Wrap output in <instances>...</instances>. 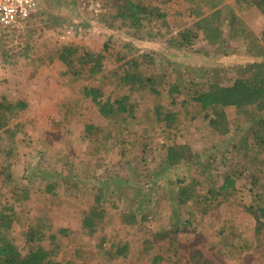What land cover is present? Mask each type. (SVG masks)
Returning a JSON list of instances; mask_svg holds the SVG:
<instances>
[{
    "label": "rangeland",
    "instance_id": "rangeland-1",
    "mask_svg": "<svg viewBox=\"0 0 264 264\" xmlns=\"http://www.w3.org/2000/svg\"><path fill=\"white\" fill-rule=\"evenodd\" d=\"M152 1L160 10L170 9L171 16L147 27L149 37L114 26V0H104L106 11L102 15L70 0H40L35 15L23 26L13 30L0 27V98L16 92L25 79H36V149H27L22 143L28 133L26 125L15 142L0 134V208L14 203L13 189L29 190L27 202L15 205L18 221L12 237L24 248L29 228L58 234L60 248L53 260L61 264H152V257L158 254L163 256L162 264H191L197 250L204 252L209 264H264V229L257 241L255 217L245 208L257 203L264 207V153L251 151L243 159L237 146L250 125L241 123L233 109H227L229 131L220 135L210 126V118L190 101L209 83L232 85L240 67L213 66V61L225 58L226 51L214 56V48L204 41L187 50L178 46L181 42L175 33L192 27L199 18L189 15L188 7L203 15L210 13L208 7L189 0ZM226 3L233 5L231 0ZM246 12L248 24L256 27L258 48L263 50L264 14L255 9ZM176 20L179 28L165 36ZM68 27H74L70 34L66 33ZM157 32L160 36H155ZM238 43L229 40L225 47L233 54ZM65 45L93 56L104 52L103 72L95 79L87 72L77 78L65 64L52 62L56 51ZM143 60L154 65L155 74L164 76L160 96L149 90L132 92L120 87L121 69ZM87 85L99 87L115 99L129 95L136 105L134 116H129L126 124L107 121L83 98ZM157 105L163 110L172 107L178 113L173 129L154 121ZM90 124L98 130L87 139L85 128ZM146 143L151 151H144ZM163 143L191 145L197 164L187 163L162 174L157 169L165 161ZM4 168L10 172L11 184L2 178ZM227 173L235 177L237 188L229 198L221 197L220 205L206 208L205 214L203 198L199 205L172 206L176 186H191L195 179L204 182L200 191L206 196ZM52 182L58 183L55 195L45 190ZM93 186L105 194L101 203L105 219L97 233L88 236L81 220L94 203ZM144 198L149 202L145 211L155 215L153 220L125 225L124 213L135 210ZM62 229L67 233L59 234ZM232 231L236 232L233 238ZM118 241L131 246V256L125 261L111 260L104 250ZM41 245L51 249L48 239Z\"/></svg>",
    "mask_w": 264,
    "mask_h": 264
},
{
    "label": "trees",
    "instance_id": "trees-1",
    "mask_svg": "<svg viewBox=\"0 0 264 264\" xmlns=\"http://www.w3.org/2000/svg\"><path fill=\"white\" fill-rule=\"evenodd\" d=\"M70 1L81 6L77 0ZM189 1L193 4H199L201 7L205 5L210 13L203 15L199 13L197 8L188 7L189 15L192 13L194 19L197 16L199 18L192 27L184 25L185 27L180 32L175 33L177 34V41L181 42L178 43V46H183L187 50L195 47L198 41H204L214 48V56L218 51H226L225 58L221 61H213V66L225 68L227 65H235L240 67L235 74L232 85L224 86L213 82L209 83L205 89H199L190 98V101L199 113H205L204 116L207 119L210 118V126L220 135L228 133L227 109H233L241 123L250 125L247 136L240 146H237L243 154V159H247L251 151L263 154L264 47H262L263 50L258 48V36L244 22L239 12L255 9L264 14V0H255L256 3L253 4L249 0H231L233 5H228L226 0ZM104 6L106 7V5ZM111 13L114 15V26L118 24L122 28L125 27L134 32H139L147 37L151 35V31H146L147 27L163 22L171 16L170 9L160 10L156 4H153L152 0H114L113 12L111 11ZM178 16L183 17L181 13ZM176 26L179 28L177 20L174 21V26L172 25L169 30H166L167 32L164 35L168 36L169 33L172 35ZM154 34L160 36L158 32ZM229 40L239 42L238 49H234L233 54H230V51L225 47L228 45ZM178 46H174V48L179 49ZM54 60L65 64L69 70L68 72L77 78H82L84 72H87L89 78L95 79L103 72L104 52L93 56L88 52L81 53L74 45H65L56 51L55 58H52L51 61ZM189 66L193 67L192 63ZM154 70V65L152 66L149 61H133L128 68L121 69L120 87H127L132 92L149 90L154 96H160L159 85L164 80V76L155 74ZM177 88L174 91H177ZM82 95L84 99L90 100L96 106L98 113L104 119L116 125L126 124L127 118L129 116L133 117L135 114L136 105L129 95L115 99L113 96H106L101 88L90 85L83 88ZM186 103L188 102L184 101V104ZM28 108L29 104L24 100H13L7 95L2 96L0 98V134L4 133L6 137L15 142L16 135L23 132L24 125H26L18 121L20 114ZM154 111V121L157 124H163L168 130L173 129L179 121V115L172 107L163 110L161 105H157ZM96 130H98L96 125H87L84 137L91 138ZM120 142L123 144L125 141ZM161 148L165 154V161L157 170H160L164 175L187 163L197 162L192 146L187 143H163ZM143 149L145 152L151 151L150 143L143 145ZM43 174L45 175V173ZM1 175L7 184L12 183L8 168H4ZM46 176L49 177V175ZM202 183L204 182L194 179L191 186H176V199L171 203L172 206L199 205L200 199L203 198L206 204L201 206H204L202 210L205 214L208 210L206 208L220 205V198H229L233 194L231 192H234L237 188V180L230 173H227L219 186L210 187L206 196L202 195L200 191V188L203 187ZM57 185V182L47 184L46 192L55 195ZM93 188L94 203L81 220L83 232L88 236H94L97 233L98 226L102 225L105 219L104 210L101 208L105 194L100 188H96V186H93ZM28 191L26 188L22 190L13 189L11 195L14 203L2 205L0 208V264H61L53 260L56 249L60 248L58 234H47L43 230L29 228L25 236L26 244L24 248H21L12 237L13 229L18 221L15 205L27 202L29 198ZM148 203L144 198L137 202L135 210L124 213L122 217L124 224L135 226L153 220L155 215L145 211L144 206ZM245 208L249 214L255 217L256 240L260 241L264 229V207L257 203L255 207L251 205ZM66 233L67 230L65 229L59 231V234ZM235 233L232 234L231 238L235 236ZM46 239L50 242L51 249L49 250L41 245ZM104 250L113 261H125L131 256L129 242H112L110 247ZM162 261L163 256L159 254L151 259L152 264H162ZM191 264H209V261L203 251L197 250L192 254Z\"/></svg>",
    "mask_w": 264,
    "mask_h": 264
},
{
    "label": "built area",
    "instance_id": "built-area-1",
    "mask_svg": "<svg viewBox=\"0 0 264 264\" xmlns=\"http://www.w3.org/2000/svg\"><path fill=\"white\" fill-rule=\"evenodd\" d=\"M80 5L92 13H104V0H77ZM40 0H0V26L3 29L13 30L23 26L35 15ZM74 27H68L67 34Z\"/></svg>",
    "mask_w": 264,
    "mask_h": 264
},
{
    "label": "crops",
    "instance_id": "crops-1",
    "mask_svg": "<svg viewBox=\"0 0 264 264\" xmlns=\"http://www.w3.org/2000/svg\"><path fill=\"white\" fill-rule=\"evenodd\" d=\"M239 15L253 31L256 29L252 23L248 24V15L246 10H241ZM34 76H36V74ZM7 96H11L13 98L16 97L18 100H24L29 104V108L20 114L18 121L26 122L25 124L28 130V133L24 136L25 139L22 143L27 149H36V79H25L23 83L17 85L16 92Z\"/></svg>",
    "mask_w": 264,
    "mask_h": 264
}]
</instances>
